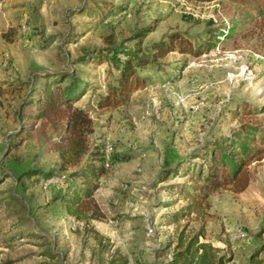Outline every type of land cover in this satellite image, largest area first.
Here are the masks:
<instances>
[{"label":"rangeland","instance_id":"rangeland-1","mask_svg":"<svg viewBox=\"0 0 264 264\" xmlns=\"http://www.w3.org/2000/svg\"><path fill=\"white\" fill-rule=\"evenodd\" d=\"M236 12L229 0H0V264H103L115 250L128 264H170L176 245L195 239L230 258L225 264H264V156L248 166L244 191L211 193L198 212L172 220L190 203L178 192L198 161L190 157L238 127L245 106L257 116L243 120L264 126V21L198 56L152 57L175 34L200 48ZM129 56L150 60L135 70L140 82L122 103L99 107ZM51 74L92 87L75 103L92 120L88 153L65 170L50 127L25 125V96ZM96 151L102 217L89 226L105 237L104 254L63 202L81 185L71 175Z\"/></svg>","mask_w":264,"mask_h":264},{"label":"trees","instance_id":"trees-1","mask_svg":"<svg viewBox=\"0 0 264 264\" xmlns=\"http://www.w3.org/2000/svg\"><path fill=\"white\" fill-rule=\"evenodd\" d=\"M237 7L238 18L221 34H210L206 37L200 48L179 35L169 36L168 41L155 47L154 60H158L171 51H179L184 55L198 56L208 51L220 42V37L228 40L236 35L245 26L254 21H264V0H229ZM13 30L8 31L9 36ZM224 42V41H223ZM98 62L100 59H92ZM150 60H140L138 57H127L126 61L117 66V76L113 85L107 88V93L98 102L99 107H114L122 103L129 96L130 90L138 85L140 79L136 75V69L145 68ZM42 80V81H40ZM39 81V82H38ZM29 89L25 96L24 105L27 106L26 126L36 121H44L55 136L51 147L61 161L62 169L69 165H75L88 153V136L93 132L92 120L89 114L75 105L76 102L92 88L82 78L68 74H51L40 77ZM4 92L0 86V95ZM245 106L236 112L235 118L239 125L231 132L209 144L203 151L190 158L189 169L182 172L187 180L178 187V192L183 199H190L177 214L178 217H188L198 212L208 195L221 189H231L239 193L246 189L251 177L248 166L260 160L264 156V126L262 119L255 117L254 120H243L246 116L256 115ZM21 137V136H20ZM201 153H203L201 155ZM100 151L91 153V161L85 163L77 172L71 175L79 177L81 185H74L68 190V197L63 199L64 207L71 215L82 217L89 228L88 235L91 236L98 252L105 253L102 236L89 224L94 219L102 217L101 212L94 204L93 192L96 187L94 179L101 174V169L95 165L100 158ZM189 158V159H190ZM185 160L183 164H188ZM179 167L174 174H179ZM87 231V230H86ZM194 241L185 245L182 250L177 244V251L172 253L170 264H225L230 258L219 256L218 249L209 244H201L194 247ZM194 248V249H193ZM103 264H128L124 255L115 250L107 259H102ZM3 264H11L5 262Z\"/></svg>","mask_w":264,"mask_h":264},{"label":"built area","instance_id":"built-area-1","mask_svg":"<svg viewBox=\"0 0 264 264\" xmlns=\"http://www.w3.org/2000/svg\"><path fill=\"white\" fill-rule=\"evenodd\" d=\"M1 1H5V0H1Z\"/></svg>","mask_w":264,"mask_h":264}]
</instances>
